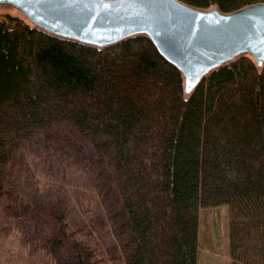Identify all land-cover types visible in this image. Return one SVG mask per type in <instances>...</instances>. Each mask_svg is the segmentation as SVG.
<instances>
[{"label":"trees","instance_id":"trees-1","mask_svg":"<svg viewBox=\"0 0 264 264\" xmlns=\"http://www.w3.org/2000/svg\"><path fill=\"white\" fill-rule=\"evenodd\" d=\"M182 1L231 11L264 0ZM33 141L40 158L48 150L40 172L51 165L65 181L41 183L36 163L30 181L12 173ZM59 145L68 162L52 158ZM82 191L105 218L115 264H199L202 242L212 247L201 213L220 206L228 264H264V62L237 56L185 93L144 34L97 47L0 13V208L44 233L55 264H99L105 245L68 219L70 206L84 215Z\"/></svg>","mask_w":264,"mask_h":264},{"label":"water","instance_id":"water-1","mask_svg":"<svg viewBox=\"0 0 264 264\" xmlns=\"http://www.w3.org/2000/svg\"><path fill=\"white\" fill-rule=\"evenodd\" d=\"M31 25L104 47L144 34L182 74L185 93L237 56L264 62V1L231 11L182 0H0Z\"/></svg>","mask_w":264,"mask_h":264},{"label":"rangeland","instance_id":"rangeland-1","mask_svg":"<svg viewBox=\"0 0 264 264\" xmlns=\"http://www.w3.org/2000/svg\"><path fill=\"white\" fill-rule=\"evenodd\" d=\"M5 12L13 13L23 18L22 15L16 12L15 10L9 7L0 6V13H5ZM66 133H63L64 137L66 136ZM54 134H55V138H57L56 141L59 144H65L62 141L64 140V137L61 136L59 132H55ZM67 136L68 138L71 139V135H67ZM71 141H68L67 144L73 143L74 144L73 146L77 145L75 144L77 142L76 140H71ZM59 146H61L62 152L58 150L57 153H55L57 155L52 156V158L60 157L61 160H65L66 162H68V160L66 159L68 158L72 159V155L70 151L67 149L68 145H59ZM34 151L36 152L33 153ZM41 151L42 150H40V146H35L34 141L28 142L24 147V154L26 156L23 158L25 163L23 162V158H21L19 160L20 166H16L12 170V173L14 172L16 176H20L22 173L25 172L24 176L26 177L24 178L30 181L32 177V172L30 168L34 167L36 163L37 174L40 176L41 183L44 182V180H46L48 177L57 178L59 182L65 181L64 175L59 170L54 171L51 168V165L47 166V168H50L49 169L50 174L49 172H45V174L40 172L42 165L40 160H42L44 155L46 156L48 150H44L43 155L40 158ZM32 153L36 155L37 157L36 160H34V158L32 157ZM27 156L29 158L31 157L34 161L28 163L26 161ZM74 159L75 158H73V160ZM18 178L19 177L15 178L17 179V182L15 183L19 184ZM60 178H62V180ZM40 181H38V183H40ZM77 197L81 199V202L78 203H81L79 206L81 210L84 211L83 212L84 215L81 216L78 213L77 208H75L74 206H70L68 213V219L70 221V224L74 226H76V224H78L79 226L80 224L84 225L83 230L78 231V234L84 232L83 235L87 236V239H92L94 237V239H96L97 241L98 246L100 245V242L105 245L104 248L107 253L106 255L103 250L102 251L100 250L102 249L101 246H99L100 249L97 250L98 253L100 254L99 259L102 260L99 264H115L116 260L114 261L113 259L112 260L110 259L109 261L111 262H109L106 259V257L110 258L112 256L117 255V249L114 246V243L111 240L108 232L102 227L103 225H105V218L103 217L99 209H95L96 204L94 201V197L92 196V194H88L83 191L80 192V194H78ZM7 215L8 214L6 208L5 207H3L2 209L0 208V264H55L54 259L49 256V254L47 253V251L43 246L44 233L43 232L36 233L34 229L29 227L28 222L21 220L19 221L14 220V218L8 217ZM228 219H229V213H228V209L225 206L208 208L205 211V215L204 212L202 211L200 226L203 227L206 224L207 231L209 230V233L211 234L212 247H209L207 244L202 242V244L200 245L201 247H200V255H199V264H228L230 260L228 254V246H227ZM91 226H94L93 230L96 231L95 234L90 230Z\"/></svg>","mask_w":264,"mask_h":264}]
</instances>
